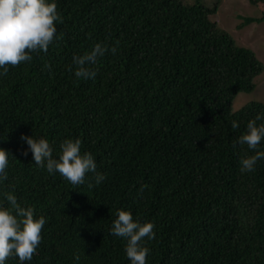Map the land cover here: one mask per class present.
<instances>
[{
    "label": "trees",
    "instance_id": "1",
    "mask_svg": "<svg viewBox=\"0 0 264 264\" xmlns=\"http://www.w3.org/2000/svg\"><path fill=\"white\" fill-rule=\"evenodd\" d=\"M218 2L57 0L48 50L0 74V147L9 152L0 201L14 191L46 217L23 264H130L126 238L110 230L118 209L154 222L146 264H264V158L251 171L240 165L264 141L237 142L264 103L233 110L264 64L218 26ZM248 2L261 15L238 28L264 22V0ZM100 41H119L117 52L98 58L94 78L77 77L73 55ZM22 134L46 137L54 156L79 137L106 178L97 184L89 172L72 184L49 173L24 155Z\"/></svg>",
    "mask_w": 264,
    "mask_h": 264
},
{
    "label": "clouds",
    "instance_id": "2",
    "mask_svg": "<svg viewBox=\"0 0 264 264\" xmlns=\"http://www.w3.org/2000/svg\"><path fill=\"white\" fill-rule=\"evenodd\" d=\"M60 19L57 0H0V74L7 73L9 65L31 61L33 51L46 52L57 33L55 21ZM118 44L119 41H116L109 46L100 41L83 54H74L73 63L78 66L75 75L94 78L96 70L92 65L107 51L116 53ZM257 121H264V112L248 121L247 130L237 138L238 143L246 144L250 149H260L261 141H264V122L258 124ZM232 125L239 127L237 121H233ZM21 139L28 146L23 150L24 155L30 151L38 166L46 167L52 174L59 172L72 184H83L89 172L95 174L97 184L106 178L105 173L97 170L95 156L89 151L82 152L79 137L64 139L58 156L53 155V147L44 136L22 134ZM261 158H264V149L241 157V171L253 170ZM8 165L9 152L0 147V183L8 177ZM3 197L7 206L0 201V264H5L10 256L18 257L23 264L30 261L37 251L46 217L36 216L34 206L22 205L14 191L4 192ZM154 228L153 221L141 222L133 218L131 210L118 209L110 230L114 235L126 238L125 252L130 264H146L151 249L146 245L145 237L154 239ZM75 259H80L79 254L75 255Z\"/></svg>",
    "mask_w": 264,
    "mask_h": 264
},
{
    "label": "rangeland",
    "instance_id": "3",
    "mask_svg": "<svg viewBox=\"0 0 264 264\" xmlns=\"http://www.w3.org/2000/svg\"><path fill=\"white\" fill-rule=\"evenodd\" d=\"M193 2L194 0H184ZM211 7L216 0H200ZM218 10L213 19L218 26L227 31L237 45L253 50L257 58L264 64V22L250 23L242 28L243 17H260L259 6L251 5L248 0H219ZM256 88L252 93H240L233 102V110L240 109L249 101L264 103V71L255 78Z\"/></svg>",
    "mask_w": 264,
    "mask_h": 264
}]
</instances>
